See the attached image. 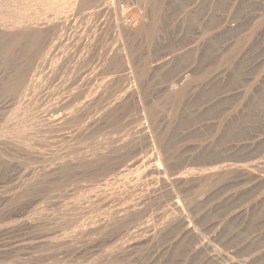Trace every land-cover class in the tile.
<instances>
[{"label": "rangeland", "instance_id": "rangeland-1", "mask_svg": "<svg viewBox=\"0 0 264 264\" xmlns=\"http://www.w3.org/2000/svg\"><path fill=\"white\" fill-rule=\"evenodd\" d=\"M0 264H264V0H0Z\"/></svg>", "mask_w": 264, "mask_h": 264}, {"label": "bare ground", "instance_id": "bare-ground-1", "mask_svg": "<svg viewBox=\"0 0 264 264\" xmlns=\"http://www.w3.org/2000/svg\"><path fill=\"white\" fill-rule=\"evenodd\" d=\"M127 10H128V9H127ZM123 14H124V13H123ZM123 14H122V15H123ZM29 82H30V81H29ZM56 122H57V121H56ZM160 169H161V168H160ZM160 169H159V170H160Z\"/></svg>", "mask_w": 264, "mask_h": 264}]
</instances>
